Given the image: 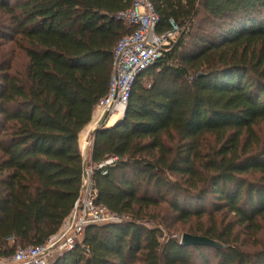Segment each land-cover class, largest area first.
Segmentation results:
<instances>
[{"label": "trees", "instance_id": "1", "mask_svg": "<svg viewBox=\"0 0 264 264\" xmlns=\"http://www.w3.org/2000/svg\"><path fill=\"white\" fill-rule=\"evenodd\" d=\"M149 1L156 34L180 32L85 160L132 0H0V260L60 231L85 165L95 204L127 220L85 226L49 264H264V0ZM171 221L224 248L180 245Z\"/></svg>", "mask_w": 264, "mask_h": 264}, {"label": "built area", "instance_id": "2", "mask_svg": "<svg viewBox=\"0 0 264 264\" xmlns=\"http://www.w3.org/2000/svg\"><path fill=\"white\" fill-rule=\"evenodd\" d=\"M117 17L131 32L122 37L114 47L109 91L93 114L94 118L97 111H100L97 123L106 114L103 126L112 118L120 120L123 117L135 79L161 57L180 32L177 26L170 23V32L156 34L159 18L149 0H132L131 8L119 13ZM114 161L115 159L109 158L98 168L111 165ZM92 171V168H86L87 188L75 202L60 231L44 245L18 249L10 259L0 260V264H49L55 256L73 249L85 226L127 220L126 217L112 214L95 204Z\"/></svg>", "mask_w": 264, "mask_h": 264}, {"label": "rangeland", "instance_id": "3", "mask_svg": "<svg viewBox=\"0 0 264 264\" xmlns=\"http://www.w3.org/2000/svg\"><path fill=\"white\" fill-rule=\"evenodd\" d=\"M8 47H6L5 48V52H7V54H8V56H9V58L10 57H12V63H11V65H12V68H13V71H17V72H20V71H22V69H23V66H24V64H25V59H24V57L21 55V54H15V53H11V51L10 50H12V46L11 45H7ZM11 46V47H10ZM144 84H146V82H147V80H144ZM113 120H115V119H113ZM116 120H118V119H116ZM91 122H92V119H91ZM90 122V123H91ZM89 123V124H90ZM255 131H256V134H257V136L260 138V139H264V123H262V124H260V125H258L256 128H255ZM82 132V131H81ZM86 152V149L85 150H82V153H83V156H84V154H86L85 153ZM87 158H85V160H86ZM211 198V197H210ZM207 208H210V203H209V201H208V203H206V205H205ZM163 213H161V215H162ZM170 216V215H169ZM170 224L173 226V228H171L170 230H172L171 232H172V235L170 236V237H172V238H174V239H176V240H180V238H181V236L183 235V234H187V233H185V231H183L182 230V227L180 226L179 227V225H176L173 221H171L170 222ZM164 230V229H163ZM165 236H168V234L165 232ZM242 238H243V236H242ZM259 240H261V241H263V237L262 236H259ZM247 249H253V247H252V245H250V242H249V244H247L246 246H245ZM52 261V260H51ZM50 261V262H51Z\"/></svg>", "mask_w": 264, "mask_h": 264}, {"label": "water", "instance_id": "4", "mask_svg": "<svg viewBox=\"0 0 264 264\" xmlns=\"http://www.w3.org/2000/svg\"><path fill=\"white\" fill-rule=\"evenodd\" d=\"M106 119V114L102 116L100 121L97 123L98 128L102 127ZM118 121V120H117ZM96 129L93 131V133ZM88 184V178L86 173V166L83 167V175H82V191H85ZM180 245L182 246H200V247H208L216 250H221L224 246L214 240H210L206 237L201 236H192L189 234H183L180 238Z\"/></svg>", "mask_w": 264, "mask_h": 264}, {"label": "crops", "instance_id": "5", "mask_svg": "<svg viewBox=\"0 0 264 264\" xmlns=\"http://www.w3.org/2000/svg\"><path fill=\"white\" fill-rule=\"evenodd\" d=\"M114 118L110 119L104 127H110L112 126L113 124H115V122H117L116 120H113ZM97 123V119H96V122L95 120L93 119V116H92V122L90 124H88L83 130L82 132L79 134V139H78V143H79V148L82 152V150H85L86 149V154H84V159L87 158L89 159V155H90V149H91V142L88 140L89 139V136L93 133V131L98 128V124ZM84 134V143H83V146H81V140H80V135L81 134ZM83 154V153H82Z\"/></svg>", "mask_w": 264, "mask_h": 264}, {"label": "bare ground", "instance_id": "6", "mask_svg": "<svg viewBox=\"0 0 264 264\" xmlns=\"http://www.w3.org/2000/svg\"><path fill=\"white\" fill-rule=\"evenodd\" d=\"M99 115H100V111H97V113L95 114V116H94V120H95V122H96V119L98 120V117H99ZM116 120V119H115ZM117 121V120H116ZM84 134L82 133L81 135H80V140H81V146H83V143H84Z\"/></svg>", "mask_w": 264, "mask_h": 264}]
</instances>
